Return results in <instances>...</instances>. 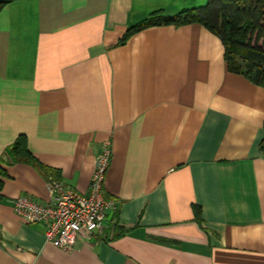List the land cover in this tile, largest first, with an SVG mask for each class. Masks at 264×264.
<instances>
[{
    "label": "crops",
    "instance_id": "crops-1",
    "mask_svg": "<svg viewBox=\"0 0 264 264\" xmlns=\"http://www.w3.org/2000/svg\"><path fill=\"white\" fill-rule=\"evenodd\" d=\"M208 0H15L0 11V264H264V88L202 25L153 14ZM23 136L42 170L15 163ZM110 149L104 228L46 244L13 200L87 194ZM200 209V220L194 207Z\"/></svg>",
    "mask_w": 264,
    "mask_h": 264
},
{
    "label": "trees",
    "instance_id": "trees-1",
    "mask_svg": "<svg viewBox=\"0 0 264 264\" xmlns=\"http://www.w3.org/2000/svg\"><path fill=\"white\" fill-rule=\"evenodd\" d=\"M13 1L15 0H0V11ZM194 23L202 25L220 39L230 72L242 75L264 88V0H208L202 6L183 10L174 16L153 14L128 29L120 43L147 28L180 27ZM260 151L264 152V138L260 142ZM10 154L15 163L43 169L27 150L23 136L11 146ZM5 175L6 171L0 163V177ZM194 213L199 221V207H194Z\"/></svg>",
    "mask_w": 264,
    "mask_h": 264
},
{
    "label": "built area",
    "instance_id": "built-area-1",
    "mask_svg": "<svg viewBox=\"0 0 264 264\" xmlns=\"http://www.w3.org/2000/svg\"><path fill=\"white\" fill-rule=\"evenodd\" d=\"M110 162V149L97 156L87 194L66 189L62 182L47 180L50 198L38 204L25 197L13 200L14 211L26 223L44 228L46 244L62 250H72L78 236H93L104 228L108 211H115L117 203L105 197L104 181Z\"/></svg>",
    "mask_w": 264,
    "mask_h": 264
}]
</instances>
